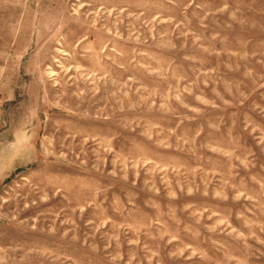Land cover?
<instances>
[{
	"label": "rangeland",
	"instance_id": "rangeland-1",
	"mask_svg": "<svg viewBox=\"0 0 264 264\" xmlns=\"http://www.w3.org/2000/svg\"><path fill=\"white\" fill-rule=\"evenodd\" d=\"M0 264H264V0H0Z\"/></svg>",
	"mask_w": 264,
	"mask_h": 264
}]
</instances>
